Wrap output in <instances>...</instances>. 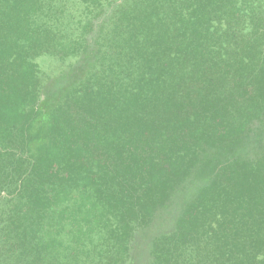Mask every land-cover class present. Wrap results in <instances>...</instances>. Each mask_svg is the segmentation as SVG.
I'll list each match as a JSON object with an SVG mask.
<instances>
[{"label":"trees","instance_id":"1","mask_svg":"<svg viewBox=\"0 0 264 264\" xmlns=\"http://www.w3.org/2000/svg\"><path fill=\"white\" fill-rule=\"evenodd\" d=\"M0 264H264V0H0Z\"/></svg>","mask_w":264,"mask_h":264},{"label":"rangeland","instance_id":"2","mask_svg":"<svg viewBox=\"0 0 264 264\" xmlns=\"http://www.w3.org/2000/svg\"><path fill=\"white\" fill-rule=\"evenodd\" d=\"M47 55H41V56H39L38 58H37V62L40 64V65H44L45 63H44V61H46L47 60Z\"/></svg>","mask_w":264,"mask_h":264}]
</instances>
